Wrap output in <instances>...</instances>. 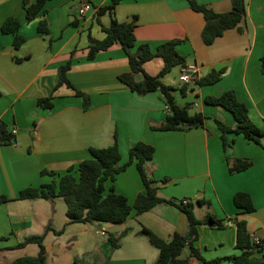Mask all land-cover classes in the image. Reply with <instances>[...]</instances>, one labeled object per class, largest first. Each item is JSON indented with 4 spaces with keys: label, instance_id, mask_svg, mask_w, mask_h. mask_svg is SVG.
Returning a JSON list of instances; mask_svg holds the SVG:
<instances>
[{
    "label": "crops",
    "instance_id": "1",
    "mask_svg": "<svg viewBox=\"0 0 264 264\" xmlns=\"http://www.w3.org/2000/svg\"><path fill=\"white\" fill-rule=\"evenodd\" d=\"M36 0H31L35 2ZM226 12L233 0H196ZM112 0H50L46 12L29 21L21 0H0V119L17 135L13 145L0 143V194L12 200L0 204V264H8L25 255L36 256L40 247L30 243L16 247L31 235L45 234L47 264H153L159 250L139 231L146 226L165 240L176 233L187 236L188 217L178 207L160 203L151 210L137 214L134 210L122 224L105 221L70 223L63 197L18 199L21 190L50 183L53 176L42 170L65 173L90 156L91 147H107L118 134L121 163L129 159V150L139 141L156 148L147 164L150 176L156 180L160 195L166 198L190 199L195 213L204 219L209 212L225 218V228L203 225L196 246L207 260L240 255L236 248L238 217L248 222L251 235L259 236L264 255V147L230 132V144L224 147L222 130L217 120L235 125L234 115L222 106L206 102L207 96H220L235 90L238 98L250 108L251 119L264 128V0H245L246 18L236 28L218 37L212 44L204 42L206 23L203 13L194 10L188 0H121L115 11L119 21L138 17L136 46L147 43L153 50L169 40L181 39L178 51L186 56L189 66H198L200 78L213 70L225 68L222 79L214 84L200 85L179 81L181 68L162 80L181 106L189 105L206 116L205 126L189 131H162L152 125L161 124L169 105L161 91L146 95L133 92L119 76L130 71L128 56L120 44L88 59V50L95 40L106 34L114 15L107 11L97 19V10ZM85 9L82 14L81 10ZM21 22L19 33L25 37L20 48L13 44V34L2 31L9 18ZM47 20L49 33L39 31ZM75 51L69 77L74 85L90 95L91 106L85 110L83 99L67 85L55 90L59 68ZM30 55L29 58L27 56ZM22 59L18 62L16 59ZM164 62L155 58L144 64L145 71L157 75ZM175 71V70H174ZM199 78V79H200ZM182 87H186L182 92ZM54 95V106L45 109L38 100ZM236 158L252 161L241 172H231ZM168 178L166 182L163 180ZM128 197L134 204L145 186L135 164L130 165L115 180L106 182V189ZM238 191L251 194L256 210L242 213L233 201ZM210 200L212 206L198 200ZM48 226L51 229L47 231ZM106 232V235L103 234ZM61 232V234H58ZM113 235L120 246L115 248ZM185 247L182 257H189ZM191 264H206L193 257ZM221 264H236L223 261Z\"/></svg>",
    "mask_w": 264,
    "mask_h": 264
},
{
    "label": "trees",
    "instance_id": "2",
    "mask_svg": "<svg viewBox=\"0 0 264 264\" xmlns=\"http://www.w3.org/2000/svg\"><path fill=\"white\" fill-rule=\"evenodd\" d=\"M26 10V17L29 21L38 18L46 12V4L50 0H21ZM121 0H112L109 5L101 6L97 10V19L110 11L114 17L109 26H103L106 34L102 40H95L89 47L88 59L94 60L98 53L108 50L115 44H120L130 63V71L122 73L119 78L133 92L139 95H146L154 91H161L169 105V112L165 120L159 125H152L156 130L189 131L193 128L204 127L206 116L202 112H190V106H181L176 101L173 94L175 89L166 85L163 78L173 69L179 67L181 70L189 67L186 56L178 51V45L183 42L181 39H173L160 44L156 50L143 43L136 46V27L138 17L135 15L132 20L119 21L115 17V11ZM190 6L204 14L206 23L202 32L204 42L212 44L218 37L230 29L236 28L246 18L245 0H233V8L226 12H216L213 8L200 4L196 0H188ZM100 21V20H99ZM21 22L18 18L9 17L2 24L4 33L13 34V44L20 48L25 42V37L19 33ZM39 31L49 33L50 27L47 20H42ZM75 51L71 57L59 68V80L55 90L61 85H67L75 91V94L83 99L85 110L91 106L90 95L78 89L69 77V72L74 63ZM30 55L27 56L29 58ZM162 58L164 66L161 71L153 76L144 69V64L155 58ZM18 62L22 59L17 58ZM262 70L264 71V55L262 56ZM226 72L225 68L213 70L206 76L198 80V84L207 85L217 83L222 79ZM142 73L146 79L141 82L135 80V74ZM186 87H182L185 92ZM54 95L40 98L38 105L49 109L54 106ZM206 102L211 105L222 106L230 111L235 119V125H228L220 120L217 123L222 130L224 147L227 148L230 142L227 133H243L246 138L257 142L264 147V128L258 126L250 117L249 106L241 101L235 90H227L220 96H207ZM17 142V135L9 125L0 119V143L3 145H13ZM90 156L82 160L78 165H72L65 173H58L47 169L42 170V174L53 176L50 183H44L38 187H28L20 191L18 199L44 198L54 200L56 197H63L67 204V216L70 223H89L94 221H105L114 224L124 223L131 213L135 210L137 214L151 210L160 203L175 205L186 214L189 221V233L187 236L176 233L170 240H165L150 228L143 226L139 231L140 235L147 236L150 243L159 250V257L153 264H191L193 257H196L206 264H221L223 261H230L236 264H264V255L258 256L261 251L252 242L251 234L248 230V222L238 217L230 220L235 221L237 238L236 248L241 250L240 255H230L214 260H207L201 250L196 246V241L200 237V229L203 225H210L217 228H225L228 221L220 218L213 212H209L204 219H199L195 213V204L190 199L166 198L160 195L156 180L150 176L147 164L154 159L156 148L143 141H139L131 146L129 159L121 163L122 154L120 150L118 134H115V142L107 147H91ZM135 164L142 181L145 191L138 194L133 205L130 204L128 197L118 193L112 188L106 189L108 180H115L119 174L124 172L130 165ZM253 165L252 161L236 158L230 171L241 172ZM168 178L163 181L166 182ZM6 194H0V204L11 201ZM235 206L242 213H251L256 210L254 200L250 193L238 191L233 198ZM201 205L212 206L210 200H198ZM51 229L48 226L47 231ZM61 234V232H58ZM8 236H0V242L7 240ZM110 241L115 248L120 246L119 240L110 235ZM45 234L31 235L16 247H24L30 243H36L40 251L36 256L25 255L17 258L8 264H47V250L44 244ZM189 246L191 255L182 257L185 247Z\"/></svg>",
    "mask_w": 264,
    "mask_h": 264
},
{
    "label": "built area",
    "instance_id": "3",
    "mask_svg": "<svg viewBox=\"0 0 264 264\" xmlns=\"http://www.w3.org/2000/svg\"><path fill=\"white\" fill-rule=\"evenodd\" d=\"M82 14L85 12V9L81 10ZM200 78V69L198 66H189L183 69L179 76V81L182 84H190L194 80H199ZM103 234L106 235V232L103 231ZM252 242L261 249L263 247L262 239L257 235H251Z\"/></svg>",
    "mask_w": 264,
    "mask_h": 264
},
{
    "label": "water",
    "instance_id": "4",
    "mask_svg": "<svg viewBox=\"0 0 264 264\" xmlns=\"http://www.w3.org/2000/svg\"><path fill=\"white\" fill-rule=\"evenodd\" d=\"M146 79V76L142 73H137L135 74V80L137 82H141V81H144Z\"/></svg>",
    "mask_w": 264,
    "mask_h": 264
},
{
    "label": "rangeland",
    "instance_id": "5",
    "mask_svg": "<svg viewBox=\"0 0 264 264\" xmlns=\"http://www.w3.org/2000/svg\"><path fill=\"white\" fill-rule=\"evenodd\" d=\"M174 70H175V71H174ZM173 72H174V73L176 72V68H175V69H173V71H172V72H170L168 75L170 76V75L174 74ZM190 112H191V113H195V112H197V111H196V108H194V107H191V108H190Z\"/></svg>",
    "mask_w": 264,
    "mask_h": 264
}]
</instances>
